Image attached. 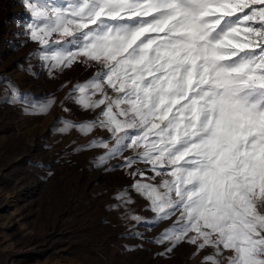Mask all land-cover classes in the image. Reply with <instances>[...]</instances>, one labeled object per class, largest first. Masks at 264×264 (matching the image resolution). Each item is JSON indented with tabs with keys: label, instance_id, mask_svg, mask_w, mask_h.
<instances>
[{
	"label": "snow or ice",
	"instance_id": "snow-or-ice-1",
	"mask_svg": "<svg viewBox=\"0 0 264 264\" xmlns=\"http://www.w3.org/2000/svg\"><path fill=\"white\" fill-rule=\"evenodd\" d=\"M24 3L50 75L97 68L69 92L95 118L60 131L109 134L89 144L107 149L100 162L122 157L157 217L175 216L158 242L212 248L203 264H264V0Z\"/></svg>",
	"mask_w": 264,
	"mask_h": 264
},
{
	"label": "rangeland",
	"instance_id": "rangeland-1",
	"mask_svg": "<svg viewBox=\"0 0 264 264\" xmlns=\"http://www.w3.org/2000/svg\"><path fill=\"white\" fill-rule=\"evenodd\" d=\"M31 22L24 0H0V264H203L212 248L158 242L175 216L157 217L122 157L100 162L107 149L89 144L113 142L103 128L60 131L63 121L95 118L99 109H82L69 92L97 68L50 75ZM49 100L46 112L36 110Z\"/></svg>",
	"mask_w": 264,
	"mask_h": 264
},
{
	"label": "bare ground",
	"instance_id": "bare-ground-1",
	"mask_svg": "<svg viewBox=\"0 0 264 264\" xmlns=\"http://www.w3.org/2000/svg\"><path fill=\"white\" fill-rule=\"evenodd\" d=\"M75 66H76V65H75ZM77 67H81V68L83 67V68H84L85 66H84V65H77Z\"/></svg>",
	"mask_w": 264,
	"mask_h": 264
}]
</instances>
